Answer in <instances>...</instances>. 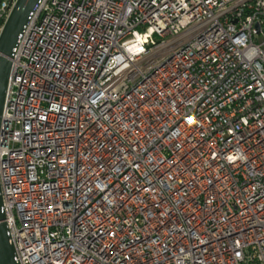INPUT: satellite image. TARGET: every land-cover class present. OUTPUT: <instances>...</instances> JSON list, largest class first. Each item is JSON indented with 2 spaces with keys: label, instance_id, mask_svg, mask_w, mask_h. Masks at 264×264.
I'll list each match as a JSON object with an SVG mask.
<instances>
[{
  "label": "built area",
  "instance_id": "built-area-1",
  "mask_svg": "<svg viewBox=\"0 0 264 264\" xmlns=\"http://www.w3.org/2000/svg\"><path fill=\"white\" fill-rule=\"evenodd\" d=\"M11 60L18 264H264V0H39Z\"/></svg>",
  "mask_w": 264,
  "mask_h": 264
},
{
  "label": "water",
  "instance_id": "water-1",
  "mask_svg": "<svg viewBox=\"0 0 264 264\" xmlns=\"http://www.w3.org/2000/svg\"><path fill=\"white\" fill-rule=\"evenodd\" d=\"M38 2L39 0H18L0 36V141L3 130L4 105L12 70L11 59L19 36L27 26L31 13ZM5 220L6 216L0 189V264H18Z\"/></svg>",
  "mask_w": 264,
  "mask_h": 264
}]
</instances>
